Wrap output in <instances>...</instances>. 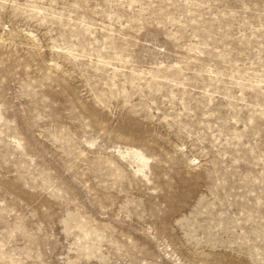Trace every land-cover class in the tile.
Here are the masks:
<instances>
[{
    "label": "rangeland",
    "instance_id": "374dc122",
    "mask_svg": "<svg viewBox=\"0 0 264 264\" xmlns=\"http://www.w3.org/2000/svg\"><path fill=\"white\" fill-rule=\"evenodd\" d=\"M0 264H264V0H0Z\"/></svg>",
    "mask_w": 264,
    "mask_h": 264
}]
</instances>
